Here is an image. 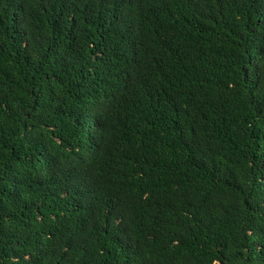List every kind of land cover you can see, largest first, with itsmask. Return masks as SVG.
<instances>
[{
	"label": "trees",
	"instance_id": "obj_1",
	"mask_svg": "<svg viewBox=\"0 0 264 264\" xmlns=\"http://www.w3.org/2000/svg\"><path fill=\"white\" fill-rule=\"evenodd\" d=\"M0 264H264V0H0Z\"/></svg>",
	"mask_w": 264,
	"mask_h": 264
}]
</instances>
